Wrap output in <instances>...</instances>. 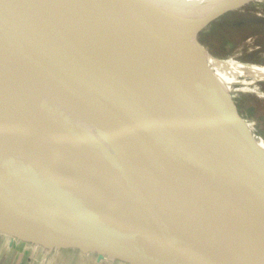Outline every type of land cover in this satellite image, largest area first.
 Masks as SVG:
<instances>
[{
    "label": "water",
    "instance_id": "obj_1",
    "mask_svg": "<svg viewBox=\"0 0 264 264\" xmlns=\"http://www.w3.org/2000/svg\"><path fill=\"white\" fill-rule=\"evenodd\" d=\"M241 5L213 9L201 19L193 32L197 45L208 53L197 39L199 32L218 10H231ZM28 21L19 0H0V234L42 247L54 252L53 256L75 251L124 264H264L241 249L225 248L195 237L188 222L192 219L188 210L198 211L201 217L211 211L229 215L232 214L227 206L230 204L236 209H245L264 233V165L255 155L264 154L252 147L233 124L230 112L223 105L226 95L216 102L213 119L218 132L215 136L227 139L228 144L205 136L189 121L185 123L193 139L222 148L226 170L220 169L216 177L212 171L204 169L209 160H204L201 167L159 148V152L196 181L190 185L189 179L182 180L195 190V206L189 207V199L172 189V186L179 189L172 176L174 171H170L168 165L159 166L162 169L157 175L161 182L168 184L167 189L181 197L183 203L179 213L173 216L172 224L153 218L147 220L143 215L144 206L138 202L132 213L137 217L115 216L107 154L101 141L60 109L41 101L60 120L56 131L60 148L68 155L73 208L65 211L57 180L59 163L43 156L26 124L23 99L32 98L30 87L93 128L81 97L82 88L91 89L104 80L117 77L132 83L151 103L155 87L151 75L135 61L142 53L141 32H133L130 38L117 35L106 39L104 48L109 61L91 45L64 36L51 56L37 49ZM15 30L20 32L23 41ZM172 30L170 22L163 23L157 38L167 44L165 48L169 52L182 53L169 36ZM101 99L105 112L109 113V103ZM119 143L130 157L148 165H158L153 157L122 141ZM119 167L117 164L115 170L122 172ZM37 185L45 190L41 203L35 202L31 195V189ZM245 196H250L249 203ZM121 201L129 206L135 202L132 199ZM239 244L255 253L253 245L244 238Z\"/></svg>",
    "mask_w": 264,
    "mask_h": 264
},
{
    "label": "bare ground",
    "instance_id": "obj_2",
    "mask_svg": "<svg viewBox=\"0 0 264 264\" xmlns=\"http://www.w3.org/2000/svg\"><path fill=\"white\" fill-rule=\"evenodd\" d=\"M257 1L251 3L249 0H19L24 13L28 9L42 11L45 25L40 21L27 19L37 49L44 50L51 56L59 40L64 36L71 41H83L91 45L100 56L109 61V55L104 48L107 36L130 38L134 36L133 32H139L135 26L142 24L148 26L153 33V37L141 34L142 53L135 59L137 65L153 79L155 87L151 95L153 102L145 100L143 93L132 83L117 77L104 80L105 82L91 89L82 88L81 97L93 122V128L34 87H30L32 98L23 99L26 124L33 141L47 160L59 163L57 180L65 211L73 208L68 155L66 150L60 148L56 131L60 120L44 107L41 101H47L51 106L60 109L77 124L91 130L101 141L107 154L113 197L111 209L115 216L137 217L132 213L138 202L144 206L143 215L148 217L147 220L153 218L172 224L173 216L179 213L183 203L181 197L169 191L167 189L169 185L161 182L157 175L162 169L159 166L166 165L170 167V171H174L172 176L179 185V189L173 186L172 189L176 194L189 199V207L195 206V190L182 181L184 178L189 179V184L193 185L196 183L195 179L189 178L187 173L159 152V148H165L176 157L180 156L201 167L204 160H209L204 169L212 171L217 177L220 169L226 170L221 155L222 148L193 139L185 123L189 121L205 136L220 139L221 143L228 144L227 139L215 136L218 132L214 119L207 116L213 112L216 102L231 91L230 85L235 83L234 80H239L241 84L247 86H254L257 82H264V69L258 68L263 66L240 64L235 61L238 56L226 60L215 59L197 45L189 26L195 19L212 10L190 20L187 24L188 32L183 27L176 26L175 15L162 17L160 13L162 11L171 13L174 10L180 11L201 4L233 7L249 2L256 8ZM134 10H146L152 14L131 16L130 12ZM166 22L173 25L169 36L182 53L169 52L165 48L167 44L157 38L160 26ZM110 24L112 26L109 30ZM15 32L23 41L20 32L17 30ZM104 32H107L106 37ZM249 69L258 71L255 78L246 79L243 76L244 71ZM101 98H105L109 103V113L105 112ZM206 122L211 125L209 131L201 126ZM109 124L110 128L107 129ZM119 141L153 157L158 165H148L145 161L125 154ZM243 142L246 143L244 138ZM255 155L264 165V156L257 153ZM117 164L122 172L115 170ZM44 191L39 185L33 187L32 199L41 203ZM245 198L248 203L251 201L250 196ZM125 199H132L135 202H131L132 205L129 206L125 201H121ZM227 206L232 210V214L211 211L201 217L198 211L188 210V214L192 216V219L188 218L190 219L188 222L195 233L193 235L225 248L241 249L249 257L264 261L262 227L248 217L245 209H236L230 204ZM243 238L253 245L255 253L253 250L247 251L239 244Z\"/></svg>",
    "mask_w": 264,
    "mask_h": 264
},
{
    "label": "rangeland",
    "instance_id": "obj_3",
    "mask_svg": "<svg viewBox=\"0 0 264 264\" xmlns=\"http://www.w3.org/2000/svg\"><path fill=\"white\" fill-rule=\"evenodd\" d=\"M255 1L257 0H249L251 3ZM165 2L167 3L168 1ZM249 2L231 10H218L217 14L209 20L198 35L204 44L201 45L213 58L226 60L238 56L235 59L236 62L255 67L263 66L258 68L264 69V0H258L256 8ZM219 7L230 6L222 5ZM219 7L201 4L180 11L174 10L171 13L162 11L160 15L162 17L175 15L176 26L183 27L188 32L187 24L190 20ZM25 14L27 18L36 19V21H40L42 25H45V18L41 10L28 9ZM151 14V12L146 10L130 12L131 16L136 17L149 16ZM111 26L112 24L108 26L109 30ZM135 28L146 37H153L151 29L146 25H137ZM106 33H103L105 37ZM107 37L109 38V36ZM250 69L244 71L243 76L246 79L255 78L258 74L256 69ZM234 82V84L230 85L231 91L226 94L223 105L230 112L233 124L248 138L250 145L264 154V82H257L254 86L241 84L239 80H234ZM120 110L122 111L123 109ZM211 112L207 116L209 119L213 118L211 115H214L215 107L213 112ZM201 126L208 131L211 130V125L207 122L201 124ZM69 254L70 256L75 254L76 259L62 256L56 264H82L80 262L81 257L87 255H80L75 251H70ZM48 264H53V262Z\"/></svg>",
    "mask_w": 264,
    "mask_h": 264
},
{
    "label": "crops",
    "instance_id": "obj_4",
    "mask_svg": "<svg viewBox=\"0 0 264 264\" xmlns=\"http://www.w3.org/2000/svg\"><path fill=\"white\" fill-rule=\"evenodd\" d=\"M205 15L195 19L190 24V29H193L194 31L197 21L202 19ZM69 253L70 251H63L53 256L55 254L54 252H50L42 247L16 241L0 234V264H48L49 262L56 264L62 256L76 259L75 254L70 256ZM80 262H82V264H124L120 262L99 260L95 255L81 257Z\"/></svg>",
    "mask_w": 264,
    "mask_h": 264
},
{
    "label": "trees",
    "instance_id": "obj_5",
    "mask_svg": "<svg viewBox=\"0 0 264 264\" xmlns=\"http://www.w3.org/2000/svg\"><path fill=\"white\" fill-rule=\"evenodd\" d=\"M189 30H190V32H191V34L193 35V29H190V27H189ZM197 39H198V41L201 43V44H203V42L199 39V35L197 36ZM204 45V44H203ZM212 54V53H211ZM212 55H214V54H212Z\"/></svg>",
    "mask_w": 264,
    "mask_h": 264
}]
</instances>
